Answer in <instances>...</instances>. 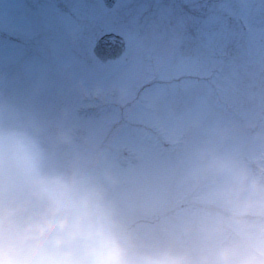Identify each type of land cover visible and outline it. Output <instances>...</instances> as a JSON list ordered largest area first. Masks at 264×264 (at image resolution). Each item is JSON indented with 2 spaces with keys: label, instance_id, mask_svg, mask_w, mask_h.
<instances>
[{
  "label": "rangeland",
  "instance_id": "1",
  "mask_svg": "<svg viewBox=\"0 0 264 264\" xmlns=\"http://www.w3.org/2000/svg\"><path fill=\"white\" fill-rule=\"evenodd\" d=\"M93 17L127 35V64L96 57ZM0 121L95 173L138 241L202 247L215 211L204 157L264 160V0H0ZM122 146L136 164L114 158Z\"/></svg>",
  "mask_w": 264,
  "mask_h": 264
},
{
  "label": "clouds",
  "instance_id": "2",
  "mask_svg": "<svg viewBox=\"0 0 264 264\" xmlns=\"http://www.w3.org/2000/svg\"><path fill=\"white\" fill-rule=\"evenodd\" d=\"M44 159L27 128L0 121V264H264V160L204 157L215 211L193 248L138 241L95 173Z\"/></svg>",
  "mask_w": 264,
  "mask_h": 264
},
{
  "label": "water",
  "instance_id": "3",
  "mask_svg": "<svg viewBox=\"0 0 264 264\" xmlns=\"http://www.w3.org/2000/svg\"><path fill=\"white\" fill-rule=\"evenodd\" d=\"M112 7L117 0H105ZM126 48L125 38L114 32L103 35L96 43L95 52L104 61L119 57Z\"/></svg>",
  "mask_w": 264,
  "mask_h": 264
},
{
  "label": "flooded vegetation",
  "instance_id": "4",
  "mask_svg": "<svg viewBox=\"0 0 264 264\" xmlns=\"http://www.w3.org/2000/svg\"><path fill=\"white\" fill-rule=\"evenodd\" d=\"M96 29V28H95ZM97 31V30H96ZM88 32H82L81 34V38L82 39H85L87 37V34ZM90 33V38H91V42H92V46L94 48V17L92 18V22H91V29L89 31Z\"/></svg>",
  "mask_w": 264,
  "mask_h": 264
},
{
  "label": "bare ground",
  "instance_id": "5",
  "mask_svg": "<svg viewBox=\"0 0 264 264\" xmlns=\"http://www.w3.org/2000/svg\"><path fill=\"white\" fill-rule=\"evenodd\" d=\"M172 44H173V40L169 43V45L171 46ZM170 46H168L167 50H166L169 54L172 52ZM170 190H171V188H170Z\"/></svg>",
  "mask_w": 264,
  "mask_h": 264
}]
</instances>
